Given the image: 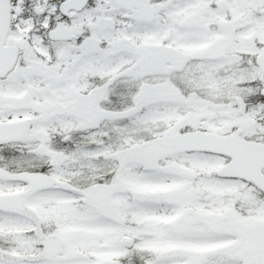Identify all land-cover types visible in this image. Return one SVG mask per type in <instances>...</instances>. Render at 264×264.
Listing matches in <instances>:
<instances>
[{
  "label": "snow or ice",
  "instance_id": "snow-or-ice-1",
  "mask_svg": "<svg viewBox=\"0 0 264 264\" xmlns=\"http://www.w3.org/2000/svg\"><path fill=\"white\" fill-rule=\"evenodd\" d=\"M0 264H264V0H0Z\"/></svg>",
  "mask_w": 264,
  "mask_h": 264
}]
</instances>
